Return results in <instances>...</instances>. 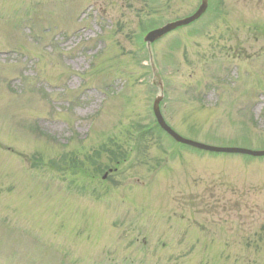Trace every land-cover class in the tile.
<instances>
[{
  "label": "rangeland",
  "instance_id": "1",
  "mask_svg": "<svg viewBox=\"0 0 264 264\" xmlns=\"http://www.w3.org/2000/svg\"><path fill=\"white\" fill-rule=\"evenodd\" d=\"M200 2L0 0V264H264V156L155 126L150 51L181 135L264 149V0L143 42Z\"/></svg>",
  "mask_w": 264,
  "mask_h": 264
},
{
  "label": "water",
  "instance_id": "2",
  "mask_svg": "<svg viewBox=\"0 0 264 264\" xmlns=\"http://www.w3.org/2000/svg\"><path fill=\"white\" fill-rule=\"evenodd\" d=\"M209 0H201V3L197 10L193 12L191 15L173 20L170 22L165 23L164 25L157 27L155 29L150 30L144 37V40L149 48L151 49L152 43L159 39L160 37L164 36L168 32L181 27L188 25L195 20H197L207 9ZM150 59L151 64L154 72V78L156 81V84L158 85L160 89V93L156 96L154 100V114L157 119L158 124L162 129H164L169 135H171L176 141L180 143H184L199 149L213 151V152H226V153H242V154H248L252 156H264V149L262 150H256V149H250V148H243V147H236V146H216V145H210L203 142L195 141L189 138H186L182 135H180L178 132H176L165 120L164 115L161 112L160 109V102L164 97V85L163 81L158 74L156 64L154 62L153 56L150 51ZM107 176V173L104 175V178Z\"/></svg>",
  "mask_w": 264,
  "mask_h": 264
},
{
  "label": "trees",
  "instance_id": "3",
  "mask_svg": "<svg viewBox=\"0 0 264 264\" xmlns=\"http://www.w3.org/2000/svg\"><path fill=\"white\" fill-rule=\"evenodd\" d=\"M157 124L155 123V126H156ZM158 126V125H157ZM159 127V126H158ZM149 128H151L150 129V132H152V131H154V127H149ZM119 149H118V152H115V151H112V150H108V148H105L104 147V149L105 150H107L108 152H106V153H108V155H109V158L112 160V161H115V162H117V165L119 164V163H121L122 161H125V159L127 158V154H126V151H125V153H124V151L120 148V147H118ZM96 155H100V152H97L96 151ZM77 161V160H76ZM75 161V162H76ZM74 162V163H75ZM76 164H79V162L78 163H76ZM79 165H81V164H79ZM81 166H83V165H81ZM107 166V165H106ZM103 167H105V166H102L101 164H98V166H96L95 167V171L96 172H98V171H102L103 169ZM116 168H117V166H115Z\"/></svg>",
  "mask_w": 264,
  "mask_h": 264
}]
</instances>
